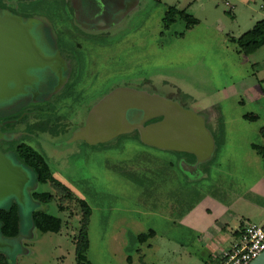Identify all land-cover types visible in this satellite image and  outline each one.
Returning a JSON list of instances; mask_svg holds the SVG:
<instances>
[{
  "label": "rangeland",
  "instance_id": "374dc122",
  "mask_svg": "<svg viewBox=\"0 0 264 264\" xmlns=\"http://www.w3.org/2000/svg\"><path fill=\"white\" fill-rule=\"evenodd\" d=\"M23 1L40 6L37 13L20 11ZM263 17L264 0H0V23L19 24L11 38L28 52L20 77L0 84V107L20 100L0 112V135L45 154L73 192L63 201L23 168L20 187L0 193V207L21 205V235H0L9 264H80V199L91 208L89 264H214L200 257L206 248L190 228L195 215L229 230L263 222L264 156L254 143H264V43L247 54L234 39ZM119 88L158 103L127 130L101 140L89 128L79 135L92 107ZM171 102L201 119L203 146L143 140L137 123L160 120L154 109ZM32 190L55 197L39 202ZM35 209L60 216L62 229L38 230Z\"/></svg>",
  "mask_w": 264,
  "mask_h": 264
},
{
  "label": "water",
  "instance_id": "95a60500",
  "mask_svg": "<svg viewBox=\"0 0 264 264\" xmlns=\"http://www.w3.org/2000/svg\"><path fill=\"white\" fill-rule=\"evenodd\" d=\"M9 25L12 26L13 33L20 31L18 29L19 25L14 27L16 25L14 22ZM7 26L0 23V38L6 34V38L10 40V46L16 48L17 54L11 56L0 49V84L4 85L8 77H20L22 71L19 64L25 61L27 59L26 55H28V52H25L24 47L21 45L22 39L15 40L11 38L12 32L7 31ZM1 93L3 92L0 91ZM138 93L145 94L139 91ZM162 100L165 102V99ZM156 103L158 102L152 99L141 103L138 97L128 89H115L92 107L86 124L78 131V134L82 133L86 136L87 134L85 133V135L84 131L89 128L93 130V135L101 140L112 134L127 130L131 127V124H134L129 121L131 111L140 110L142 114L146 115V107L153 109L157 105ZM169 106V109L157 108L153 111L162 113L163 119L146 126L137 123L141 129L143 140L165 148L192 150L203 146L206 131L198 115L172 102ZM148 111L153 114L152 110ZM165 112L167 113L166 116ZM99 113H105V117L96 120L95 115ZM175 113H177V116L173 117L172 115ZM176 119H178V122L175 121ZM80 131L81 133H79ZM23 177V167L12 163L9 156L0 149V193L14 188V186L20 187L21 182L24 181ZM248 264H264V250Z\"/></svg>",
  "mask_w": 264,
  "mask_h": 264
},
{
  "label": "trees",
  "instance_id": "16d2710c",
  "mask_svg": "<svg viewBox=\"0 0 264 264\" xmlns=\"http://www.w3.org/2000/svg\"><path fill=\"white\" fill-rule=\"evenodd\" d=\"M40 6L32 4H26L25 1L20 3V11L29 13V11H35ZM29 9V10H28ZM180 12L185 18H189L193 22L197 21V18L186 13L184 10H177L176 7H171L169 13ZM32 31V34L36 35V32ZM241 45L243 51L247 54L255 51L262 43H264V17L258 20L252 28L245 31L241 36L235 38ZM1 89V85H0ZM3 97H0V105ZM20 100L18 97L13 99V102L0 107V112L8 107H15ZM7 103V102H6ZM10 105V106H8ZM49 121V120H48ZM49 130H52L49 128ZM261 132L264 136V127H262ZM257 151L264 156V143L256 144L254 143ZM7 149L12 151V156L21 164V166L33 175V178L38 183L49 182L51 186L61 193L63 196L61 200L72 201L73 192L71 189L64 184L60 179H58L52 171L48 158L45 154L35 148L28 142L12 140L8 142ZM31 197L39 202L49 203L53 200L54 193L49 190H32L30 192ZM79 204L82 209V228L80 229L77 242V259L80 264H89L87 260V250L89 247V234L87 230V225L89 221V216L91 213V208L84 199H80ZM65 205V204H64ZM20 202L17 199H13L9 206L0 207V235L4 239H15L19 237L22 233L21 225V213H20ZM60 209H62L60 207ZM32 223L33 225L42 232L47 231H60L62 229L63 219L53 214L49 211L43 209H35L32 212ZM0 264H9L8 256L0 251Z\"/></svg>",
  "mask_w": 264,
  "mask_h": 264
},
{
  "label": "crops",
  "instance_id": "0c3cea01",
  "mask_svg": "<svg viewBox=\"0 0 264 264\" xmlns=\"http://www.w3.org/2000/svg\"><path fill=\"white\" fill-rule=\"evenodd\" d=\"M203 126L206 129V126L204 124ZM257 179L258 181H264L263 168L258 172ZM262 213L264 214V211H262ZM191 224L190 228L194 231V233H196L195 240H197L202 245L200 247L204 246L206 248L205 255L200 257L206 262H209L211 260L212 262H214V264H219L222 252L232 246V244L240 236L242 230L246 225L245 223H243L242 225L235 227V229L229 230V228L227 227V222H225L224 224V222H221V220L219 221V219L214 216L209 218L206 214L199 213L195 215L194 220L191 222Z\"/></svg>",
  "mask_w": 264,
  "mask_h": 264
},
{
  "label": "built area",
  "instance_id": "2783aa9c",
  "mask_svg": "<svg viewBox=\"0 0 264 264\" xmlns=\"http://www.w3.org/2000/svg\"><path fill=\"white\" fill-rule=\"evenodd\" d=\"M264 250V221L248 222L231 247L221 254L219 264H248Z\"/></svg>",
  "mask_w": 264,
  "mask_h": 264
},
{
  "label": "flooded vegetation",
  "instance_id": "af4514ba",
  "mask_svg": "<svg viewBox=\"0 0 264 264\" xmlns=\"http://www.w3.org/2000/svg\"><path fill=\"white\" fill-rule=\"evenodd\" d=\"M16 20V19H15ZM16 22H17V20H16ZM14 23H15V21H14ZM18 23V22H17ZM31 23V22H30ZM17 25H19V24H17ZM6 28V27H5ZM7 29L9 30V32H12V26H7ZM13 33V32H12ZM6 34L5 35H3L2 36V38H0V49L2 50V51H4L6 54H9V55H13V56H15L16 54H17V52H16V48H13V47H11L10 46V44H9V41L10 40H8V38H6ZM55 60H56V58H55ZM26 98V97H25ZM141 111L140 110H133V111H131L130 112V116H129V121L130 122H137V121H139V120H137L138 119V116H139V113H140ZM162 115V114H161ZM103 117H105V113H99L98 114V118L99 119H102ZM161 119H163V115H162V118H160V120ZM179 119V118H178ZM178 119H176L175 121L176 122H178ZM148 120V119H147ZM156 121H159L158 119L157 120H154V121H151V122H156ZM178 126V125H177ZM2 138L4 139V137H0V149L4 152V153H6L8 156H9V158L11 159V161H12V163H14L15 165H21V164H19V162L14 158V157H12V151L11 150H8L7 149V146H5L4 145V141L5 142H7V144H8V142H9V139L7 138V137H5V139H7L8 141H6V140H2ZM4 145V146H3ZM13 158V159H12Z\"/></svg>",
  "mask_w": 264,
  "mask_h": 264
}]
</instances>
